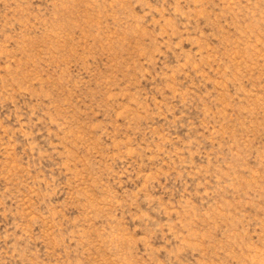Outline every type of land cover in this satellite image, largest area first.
Wrapping results in <instances>:
<instances>
[{
    "label": "rangeland",
    "instance_id": "1",
    "mask_svg": "<svg viewBox=\"0 0 264 264\" xmlns=\"http://www.w3.org/2000/svg\"><path fill=\"white\" fill-rule=\"evenodd\" d=\"M0 264H264V0H0Z\"/></svg>",
    "mask_w": 264,
    "mask_h": 264
}]
</instances>
